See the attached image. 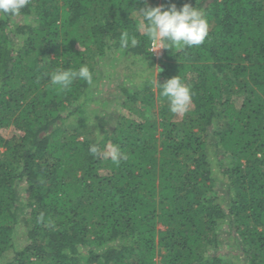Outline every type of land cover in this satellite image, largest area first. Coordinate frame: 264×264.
<instances>
[{
	"label": "trees",
	"instance_id": "1",
	"mask_svg": "<svg viewBox=\"0 0 264 264\" xmlns=\"http://www.w3.org/2000/svg\"><path fill=\"white\" fill-rule=\"evenodd\" d=\"M186 3L208 35L156 57L144 0H29L0 15V264H264V0H148ZM123 31L136 46L121 47ZM114 55L139 80L118 83L108 130L92 90ZM81 64L91 84H50ZM155 69L190 87L187 112L169 110ZM223 223L239 251L211 253Z\"/></svg>",
	"mask_w": 264,
	"mask_h": 264
},
{
	"label": "clouds",
	"instance_id": "2",
	"mask_svg": "<svg viewBox=\"0 0 264 264\" xmlns=\"http://www.w3.org/2000/svg\"><path fill=\"white\" fill-rule=\"evenodd\" d=\"M29 3V0H0V15L16 16ZM140 19L138 24L147 39L150 41L152 52L159 49L175 48L201 45L208 35V20L206 15L197 7L184 4L179 10L172 4L167 10L162 6L150 7L148 0H144V7L136 10ZM129 43L136 46L137 40L130 36L128 31H123L120 36L121 47H128ZM162 53V52H161ZM154 54V53H153ZM162 71V69H160ZM157 70L155 69L154 83L161 87V95L167 98L169 110L175 114L188 111L192 103L191 89L180 78L174 76L165 83L158 82ZM83 80L89 84L93 81L92 72L86 64H81L78 69L57 68L50 75V84L59 90H67L75 80ZM89 151L98 155L96 145H91ZM114 163H119L123 154L119 146H111L108 153Z\"/></svg>",
	"mask_w": 264,
	"mask_h": 264
},
{
	"label": "rangeland",
	"instance_id": "3",
	"mask_svg": "<svg viewBox=\"0 0 264 264\" xmlns=\"http://www.w3.org/2000/svg\"><path fill=\"white\" fill-rule=\"evenodd\" d=\"M17 22H23V18L20 16L15 17L14 19ZM158 54H154L155 57L160 55L162 52V49L155 50ZM117 58V59H116ZM113 59H116L114 61L111 60H102L100 62V67H102L99 71V78L97 82L94 84L93 90H92V97L94 102L91 103V105L94 106H100L102 107V113L105 115V125L103 126L104 129H111L115 124L117 120V115L119 111V105L117 102L112 101L116 94L118 93L117 85L120 83L121 80H123L125 77L132 78L133 81H138L139 78L135 76L134 72H131L130 70H134V63L131 62V59H126V57L114 55ZM155 89V87H153ZM181 115V114H180ZM179 115V116H180ZM93 129V135L92 137H98V133L100 132V128L98 129L97 126H95ZM159 130L161 128L159 127ZM97 133V134H96ZM159 134H157L158 136ZM213 165H215V162H211ZM219 171L220 168H219ZM215 172V171H214ZM102 173H105V171L102 170ZM219 176H221V173H218ZM226 176L224 177V180H226ZM224 188L226 187L223 186ZM223 188V189H224ZM226 189V188H225ZM158 227L162 226L159 224ZM24 228L20 226V228L17 230L16 235V242L19 245H22L24 240ZM231 235V225L227 223H223L222 225L218 226L217 228V236L219 239V245L216 249H214L211 246L210 252L211 253H219L221 254H227L228 252H237L239 251V244L235 239L230 238ZM82 250H85V248H80Z\"/></svg>",
	"mask_w": 264,
	"mask_h": 264
},
{
	"label": "built area",
	"instance_id": "4",
	"mask_svg": "<svg viewBox=\"0 0 264 264\" xmlns=\"http://www.w3.org/2000/svg\"><path fill=\"white\" fill-rule=\"evenodd\" d=\"M152 50V48H150ZM154 54H158L156 51H153Z\"/></svg>",
	"mask_w": 264,
	"mask_h": 264
}]
</instances>
